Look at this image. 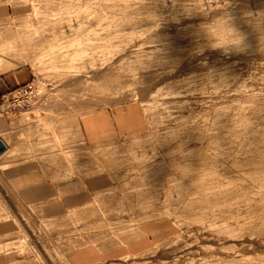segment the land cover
Listing matches in <instances>:
<instances>
[{"label": "rangeland", "instance_id": "374dc122", "mask_svg": "<svg viewBox=\"0 0 264 264\" xmlns=\"http://www.w3.org/2000/svg\"><path fill=\"white\" fill-rule=\"evenodd\" d=\"M0 64V264H264V0H0Z\"/></svg>", "mask_w": 264, "mask_h": 264}, {"label": "crops", "instance_id": "0c3cea01", "mask_svg": "<svg viewBox=\"0 0 264 264\" xmlns=\"http://www.w3.org/2000/svg\"><path fill=\"white\" fill-rule=\"evenodd\" d=\"M27 81L26 74L17 73L15 71H6L0 72V96L6 91L14 88L15 86L25 83ZM14 122L10 119L8 120L6 117H0V135L5 134L6 131H9ZM9 126V128H8ZM8 128V129H6ZM6 129V130H5ZM3 140V138H1ZM4 141V140H3ZM11 172H14L13 175H9V179L11 183H13L21 190L24 198H29L31 200L48 196L50 193L42 191L44 186L42 183L34 184L32 175L33 172H37V167L34 168L32 164H22L16 166L15 168H11ZM46 188V187H45ZM45 190V189H44Z\"/></svg>", "mask_w": 264, "mask_h": 264}, {"label": "built area", "instance_id": "2783aa9c", "mask_svg": "<svg viewBox=\"0 0 264 264\" xmlns=\"http://www.w3.org/2000/svg\"><path fill=\"white\" fill-rule=\"evenodd\" d=\"M47 93L43 84L32 76L25 83L15 86L0 96V115L11 119L31 112L46 102ZM12 129L14 128L10 130Z\"/></svg>", "mask_w": 264, "mask_h": 264}, {"label": "clouds", "instance_id": "9594fccd", "mask_svg": "<svg viewBox=\"0 0 264 264\" xmlns=\"http://www.w3.org/2000/svg\"><path fill=\"white\" fill-rule=\"evenodd\" d=\"M245 39H246L245 35L241 33V34L237 35L235 37V39L232 41V43L237 46V48H236L237 51L243 50L240 46L243 45ZM216 47H219V45H217ZM225 54H228V53H225Z\"/></svg>", "mask_w": 264, "mask_h": 264}, {"label": "bare ground", "instance_id": "6f19581e", "mask_svg": "<svg viewBox=\"0 0 264 264\" xmlns=\"http://www.w3.org/2000/svg\"><path fill=\"white\" fill-rule=\"evenodd\" d=\"M8 69H10L9 68V65H4V66H1V64H0V72L2 73V72H6V71H8ZM5 144V143H4ZM5 146H6V149H7V145L5 144ZM6 149L4 150V151H6ZM3 151V152H4ZM2 152V153H3ZM2 153H0V154H2Z\"/></svg>", "mask_w": 264, "mask_h": 264}, {"label": "water", "instance_id": "95a60500", "mask_svg": "<svg viewBox=\"0 0 264 264\" xmlns=\"http://www.w3.org/2000/svg\"><path fill=\"white\" fill-rule=\"evenodd\" d=\"M6 149L4 142L0 139V153H2Z\"/></svg>", "mask_w": 264, "mask_h": 264}]
</instances>
